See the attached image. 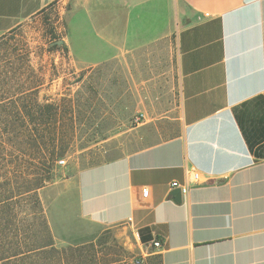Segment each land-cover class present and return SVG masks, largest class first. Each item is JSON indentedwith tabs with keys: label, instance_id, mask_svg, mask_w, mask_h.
I'll list each match as a JSON object with an SVG mask.
<instances>
[{
	"label": "crops",
	"instance_id": "0c3cea01",
	"mask_svg": "<svg viewBox=\"0 0 264 264\" xmlns=\"http://www.w3.org/2000/svg\"><path fill=\"white\" fill-rule=\"evenodd\" d=\"M55 5L79 69L115 62L148 109L142 148L40 191L57 241L123 227L160 264H264V0H0V37Z\"/></svg>",
	"mask_w": 264,
	"mask_h": 264
},
{
	"label": "rangeland",
	"instance_id": "374dc122",
	"mask_svg": "<svg viewBox=\"0 0 264 264\" xmlns=\"http://www.w3.org/2000/svg\"><path fill=\"white\" fill-rule=\"evenodd\" d=\"M63 37V11L57 5L39 20L26 22L0 37V73L14 75L8 87H38V101L58 109L62 123L51 136L64 140L60 145L65 155L57 162L54 182L142 148L145 141L141 129L148 110L141 105L146 93L127 92L126 70L115 69V62L80 70L59 44ZM5 85L0 84V90ZM180 101L176 86L168 109L172 118L179 117ZM152 110L155 118L164 114L160 109ZM171 125L173 130L178 129L175 120ZM53 238L60 248L94 243L101 263L160 264L157 256H151L152 249L141 248L133 232L123 227L106 230L86 245H64Z\"/></svg>",
	"mask_w": 264,
	"mask_h": 264
},
{
	"label": "trees",
	"instance_id": "16d2710c",
	"mask_svg": "<svg viewBox=\"0 0 264 264\" xmlns=\"http://www.w3.org/2000/svg\"><path fill=\"white\" fill-rule=\"evenodd\" d=\"M13 80L0 73V264H115L101 263L94 243L56 245L39 193L58 177L64 140L51 135L62 121L54 104L38 101V87L13 90Z\"/></svg>",
	"mask_w": 264,
	"mask_h": 264
},
{
	"label": "built area",
	"instance_id": "2783aa9c",
	"mask_svg": "<svg viewBox=\"0 0 264 264\" xmlns=\"http://www.w3.org/2000/svg\"><path fill=\"white\" fill-rule=\"evenodd\" d=\"M137 122H139V120H137ZM65 162L64 161H61V164H64ZM201 179V175L199 172L197 171H194L192 173V180L194 181V183H198ZM176 189H179L181 191V194L182 195H188L189 191H190V185H188L187 183L185 184H180L179 182L177 181H174L170 184V190L171 191H174ZM143 195L145 197L148 196V191L147 190H144L143 191ZM146 248H153V249H160L162 247V244L160 241H155L153 242L150 247L149 246H145Z\"/></svg>",
	"mask_w": 264,
	"mask_h": 264
},
{
	"label": "water",
	"instance_id": "95a60500",
	"mask_svg": "<svg viewBox=\"0 0 264 264\" xmlns=\"http://www.w3.org/2000/svg\"><path fill=\"white\" fill-rule=\"evenodd\" d=\"M59 44H62V41L59 42ZM170 197L173 199L175 203L180 204L182 202V194L179 189L172 191V193L170 194Z\"/></svg>",
	"mask_w": 264,
	"mask_h": 264
}]
</instances>
